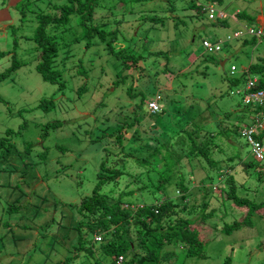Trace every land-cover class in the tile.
Here are the masks:
<instances>
[{
	"label": "rangeland",
	"instance_id": "obj_1",
	"mask_svg": "<svg viewBox=\"0 0 264 264\" xmlns=\"http://www.w3.org/2000/svg\"><path fill=\"white\" fill-rule=\"evenodd\" d=\"M214 1L198 0L193 6L190 0H101L94 22L80 24L77 16L67 29H49L59 47L54 65L66 83L61 92L37 71L40 51L32 38L38 27L36 15H56L67 0H37L23 13L21 0H0V75L13 62L19 64L18 70L0 79V140L8 138L13 145L10 153L0 150V264H60L72 256L78 239L73 226L80 218L73 205L92 195L104 159L111 168L125 165L132 175L120 180L117 191L109 184L105 192H120L132 184L129 190H136L132 200L140 206L179 199L174 184L166 195L153 190L160 182L157 172L164 167L160 157L153 159L157 172L150 176L136 162L175 141L170 138L177 130L183 135L182 130L194 131L198 125L195 140L202 142L207 132L229 129L220 137L222 153L213 157L222 160L239 154L245 163H258L248 143L234 134L232 123L238 124L245 107L240 97L231 95L236 88L229 70L236 65L241 77L243 68L264 63V38H227L242 27H258L264 0ZM210 6L218 13L202 12ZM241 11L256 22L246 19L237 24ZM204 41L226 43L221 52L211 54ZM130 55L145 59L126 67ZM83 68L86 75L79 73ZM259 76L264 79V73ZM130 90L138 96H130ZM157 94L165 112L150 116L146 104ZM142 98L144 107L134 112ZM230 113L238 115L225 119ZM136 117L139 122L128 127ZM56 122L61 125L53 127ZM119 129L126 137L122 143ZM174 150L175 156L185 154L179 147ZM177 168L194 202L182 216L199 218L205 200L210 202L207 213L215 211L210 220L194 226L200 230L204 256L187 257L177 250L172 264H264V219L255 216L253 228L222 232L225 224L241 220L247 211L234 209L220 192L228 190L219 178L226 179L229 170L217 173L199 157L186 156ZM260 170L255 166L245 172L241 167L233 170L239 197L256 204L264 203ZM138 184L149 186L138 193ZM80 255L76 264H94Z\"/></svg>",
	"mask_w": 264,
	"mask_h": 264
},
{
	"label": "trees",
	"instance_id": "obj_2",
	"mask_svg": "<svg viewBox=\"0 0 264 264\" xmlns=\"http://www.w3.org/2000/svg\"><path fill=\"white\" fill-rule=\"evenodd\" d=\"M35 1L37 0H21V12L23 13L24 9ZM100 1L101 0H67L65 5L56 9L58 10L56 15L45 13L36 15L38 27L35 36L32 39L40 51L37 71L41 74L44 81L59 86L61 92L65 88L66 83L63 79L62 72L57 70L54 65L59 47L54 44V38L49 35L48 30L67 29L72 18L77 16L80 17V24L86 25L88 22H94L97 16L96 9L100 6ZM135 1L148 2L152 0ZM190 1L192 2V5L195 6L194 1L197 2L198 0ZM210 7L213 8L212 6ZM202 12L205 14L207 13L204 11ZM236 18L235 20L237 22L246 19H250L252 23L256 22V20L249 16L245 11L239 12ZM88 34L92 35V32H88ZM248 39L250 38H247V40ZM144 59L143 56L137 57L130 55L125 59V62H127L126 67L130 66L128 62L140 64V61ZM18 68L19 64L13 62L11 68L0 75V79L9 77L11 73L18 70ZM79 73L86 75L87 71L83 68L79 69ZM263 73L264 63L250 65L249 73L234 78L231 81V85L236 88L244 85L247 78L254 79L257 77V90L264 91V79L259 76ZM129 94L132 97L138 96V94L132 95L133 93L131 90L129 91ZM162 101L163 98L160 101V104ZM141 102L140 106L137 105L134 108L136 109L134 112H137L144 107L145 101L143 98ZM54 104L55 103L52 101L51 106L53 107ZM164 112L162 106V111L159 114ZM242 113L243 116L238 117V124L232 123L234 134L239 136L240 130L243 128L242 126L244 124L252 123L251 121H246L247 118H252L249 109L245 107V111L242 110ZM237 115L238 114H235L234 116ZM232 116L233 114L230 113L226 114L224 118L229 120ZM138 122L139 119L136 117L133 123H127V125L129 127ZM59 125H61L60 122L52 124L53 127ZM122 128H125V126H122ZM200 130L201 129L198 125L194 126V131H187L184 129V132H182V130L181 133L183 135L186 134L187 139L179 134V130H177L170 138V140L175 141L168 142L167 146L156 148L153 154L148 158L136 160L139 167L145 169V171L142 170L144 174L150 176L152 173H155V171L157 172V169L153 167V159L155 157L161 158L159 159L163 162L162 166L164 167L157 172L160 176V182L157 185H154L153 190L154 192H160L166 195L168 192L167 188L174 184L176 186V194L181 195L176 201L168 198L156 201V203L151 205L142 204V206H140V204H136V201L134 202L132 200H136L134 197L136 190H129L132 184L124 186L123 190H120V192L113 193L119 188L120 180L123 177L132 175L127 171L125 165H123L122 168H111L108 165V160L104 159L100 164V170L97 176L98 182L92 195L84 198L79 204L73 205L80 217L76 222V226H73V230L76 231V236H78L77 244L74 246L72 256L60 264H76L77 259L81 257L80 254L86 255L89 260H95L94 264H99L97 259H100L103 264H117V261L121 256L124 257L122 264H172L173 259L177 257V250L183 251L187 257L204 256V244L201 241V233L200 230L198 228L195 229L194 226L200 221L210 220L214 215L215 210L207 213V207L210 202L205 200L201 205L202 211L199 218L193 220L192 218L182 216V213L188 212V208H190L189 206L194 204L193 199L189 197L191 194V188L188 187L186 184V178L183 177L177 168L179 159L182 156H186L190 160L199 157L212 168V171L215 170L217 173H221V169L226 168L229 170L230 173L227 175V178L222 179L225 182L224 185L226 187L228 186V190H221L220 192L228 202L232 203L234 209L236 208L240 210L246 208L247 211L244 212L241 210L242 213L244 212L241 220L235 221L232 224H225L222 228L223 233H232L243 228H253V218L255 216L264 219V203L256 204L247 198L239 197L238 184H236V180L233 177V170L237 167H241V170L245 172L250 166H255L261 169L260 174H258V179L262 182L264 181L262 174L264 163H245L239 154L228 155L222 160H216L213 157V154L222 153L223 151L222 145L220 144V137L221 135H223L222 137H226L227 132L230 130L220 129L218 132H207L203 136V141L197 142L195 138H197V134ZM117 133L118 142L122 143L123 140L126 139L122 133V129H119ZM8 134L10 135V133ZM176 135H178L179 138H176ZM258 138L264 140V134L259 135ZM10 141L11 140L8 138L0 140V150L2 152L6 149L8 150V153L11 152L13 145L9 143ZM174 147H179V149L182 152H185V154L175 156L176 151L174 150ZM2 172L3 170L0 169V174H2ZM109 184H114L115 188H113V192L112 190L105 192L104 187ZM202 184L205 187V183L202 182ZM138 185L140 186L137 191H141L138 193H143L142 191L146 190L149 186H144L143 184ZM206 196L209 198V195L206 194ZM133 203L136 204L135 207L139 206L136 210L124 208L125 204L134 206ZM71 232V230H68L69 234ZM96 236H101L102 242H95Z\"/></svg>",
	"mask_w": 264,
	"mask_h": 264
},
{
	"label": "built area",
	"instance_id": "obj_3",
	"mask_svg": "<svg viewBox=\"0 0 264 264\" xmlns=\"http://www.w3.org/2000/svg\"><path fill=\"white\" fill-rule=\"evenodd\" d=\"M203 11L210 13L211 15L218 13L214 8L211 7L208 9L204 8ZM219 15L220 14H218V17ZM223 16L226 17L225 14ZM233 38L239 40H247V38L261 40L264 38V26L242 27L236 30L234 36H228L227 41H231ZM225 43L226 42L219 41L218 43L212 44L208 41H204L203 46L207 53L213 54L221 52L222 46ZM241 72L242 75L248 74L249 68H243ZM229 73L232 78H237L239 77L238 75L240 74V71L236 65H231ZM257 88L258 78H247V81H245L243 86L232 90L231 95L240 97L242 104L245 107L250 108L254 113V116L252 117V123L244 125L240 130V135L250 146L251 155L255 161L258 163H264V140H260L258 138L261 133L264 134V91L257 90ZM161 100V96L157 95L154 99L148 102L147 109L150 115L159 114L162 111V106L160 104ZM127 209H135V206H127ZM95 242H102V237L96 236ZM123 261L124 257L121 256L119 257L117 264H122Z\"/></svg>",
	"mask_w": 264,
	"mask_h": 264
},
{
	"label": "crops",
	"instance_id": "obj_4",
	"mask_svg": "<svg viewBox=\"0 0 264 264\" xmlns=\"http://www.w3.org/2000/svg\"><path fill=\"white\" fill-rule=\"evenodd\" d=\"M256 20H257V23H258L259 26H264V14H262V15H261V14L258 15V17H257ZM235 23H236V22H235ZM237 24H238V22H237ZM225 64H226V63L222 62V64H221L222 67H224ZM242 86H243V85H242ZM239 87H240V86H239ZM246 121H247V122H250V120H249L248 118H247ZM246 121H245V122H246Z\"/></svg>",
	"mask_w": 264,
	"mask_h": 264
},
{
	"label": "clouds",
	"instance_id": "obj_5",
	"mask_svg": "<svg viewBox=\"0 0 264 264\" xmlns=\"http://www.w3.org/2000/svg\"><path fill=\"white\" fill-rule=\"evenodd\" d=\"M244 41H246V40H244ZM251 65H253V64H251ZM249 67H250V66H249ZM249 67H248V68H249ZM236 88H238V87H236ZM242 105H243V104H242ZM243 106H244V105H243ZM244 107H245V106H244ZM246 108H248V107H246ZM248 109H249V111L251 112V116L253 117V116H254L253 111H252L250 108H248ZM248 119H249V118H248ZM249 120L252 122V118L249 119ZM248 124H250V123H248ZM244 125H246V124H244ZM244 125H243V126H244ZM243 126H242V127H243ZM240 136H241V135H240ZM222 179H223V178H221V177L219 178L220 183L224 184L225 182H224ZM214 188L218 189L217 187H214Z\"/></svg>",
	"mask_w": 264,
	"mask_h": 264
}]
</instances>
